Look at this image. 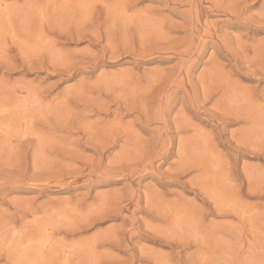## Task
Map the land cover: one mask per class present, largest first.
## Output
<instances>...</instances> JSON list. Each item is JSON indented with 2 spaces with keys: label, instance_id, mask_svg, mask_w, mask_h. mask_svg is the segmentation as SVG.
<instances>
[{
  "label": "rangeland",
  "instance_id": "obj_1",
  "mask_svg": "<svg viewBox=\"0 0 264 264\" xmlns=\"http://www.w3.org/2000/svg\"><path fill=\"white\" fill-rule=\"evenodd\" d=\"M0 264H264V0H0Z\"/></svg>",
  "mask_w": 264,
  "mask_h": 264
},
{
  "label": "bare ground",
  "instance_id": "obj_2",
  "mask_svg": "<svg viewBox=\"0 0 264 264\" xmlns=\"http://www.w3.org/2000/svg\"><path fill=\"white\" fill-rule=\"evenodd\" d=\"M16 13H17V12H16ZM36 14H37V13H36ZM52 18H53V17H52ZM13 20H14V19H13ZM20 31H21V30H20ZM22 36H23V35H22ZM33 42H34V41H33ZM4 94H5V93H4ZM6 105H7V104H6ZM112 125H113V124H112ZM179 214H180V213H179ZM188 223H189V222H188ZM187 228H188V227H187ZM21 243H22V242H21ZM18 260H19V259H18ZM18 260H17V261H18ZM17 261H16V262H17Z\"/></svg>",
  "mask_w": 264,
  "mask_h": 264
}]
</instances>
